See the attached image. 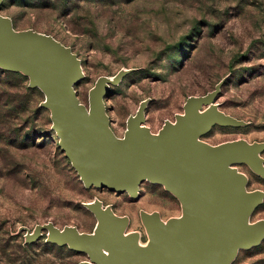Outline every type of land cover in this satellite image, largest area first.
I'll list each match as a JSON object with an SVG mask.
<instances>
[{
  "label": "rangeland",
  "instance_id": "1",
  "mask_svg": "<svg viewBox=\"0 0 264 264\" xmlns=\"http://www.w3.org/2000/svg\"><path fill=\"white\" fill-rule=\"evenodd\" d=\"M0 18L13 35L47 37L75 56L84 78L74 87L87 112L98 85L105 86L109 123L102 130L117 142L128 140L142 108L141 127L159 138L187 116L189 102L211 98L198 116L211 111L226 121L195 142L259 148L260 171L248 162L231 167L245 192L261 197L248 225L264 222V0H0ZM48 100L27 70L0 65V264H94L88 253L59 243L50 227L96 238L97 211L123 221L124 237L151 251L146 219L165 228L182 220L183 199L153 181L135 196L86 187L66 157ZM228 264H264V239L238 248Z\"/></svg>",
  "mask_w": 264,
  "mask_h": 264
},
{
  "label": "water",
  "instance_id": "2",
  "mask_svg": "<svg viewBox=\"0 0 264 264\" xmlns=\"http://www.w3.org/2000/svg\"><path fill=\"white\" fill-rule=\"evenodd\" d=\"M0 65L27 70L33 85L44 89L54 108L63 150L86 187L135 196L139 185L159 182L175 191L186 206V216L167 228L157 218L146 219L153 239L150 254L136 249L133 238L124 237L123 221L101 211H97L101 240L51 226L59 243L88 253L94 264H228L238 248L264 239V222L248 225L261 197L248 195L244 179L231 167L248 162L260 171L255 157L259 148L239 143L211 149L195 142L216 120L226 121L213 112L198 116L197 110L211 104V98L189 102L187 116L175 127L167 126L159 138L141 127L142 108L129 122L128 140L117 142L102 130L107 124L102 103L105 86L98 85L87 112L74 87L84 78L80 64L53 40L30 33L15 36L9 22L0 18Z\"/></svg>",
  "mask_w": 264,
  "mask_h": 264
},
{
  "label": "bare ground",
  "instance_id": "3",
  "mask_svg": "<svg viewBox=\"0 0 264 264\" xmlns=\"http://www.w3.org/2000/svg\"><path fill=\"white\" fill-rule=\"evenodd\" d=\"M73 55V54H72ZM78 61V60H77ZM3 67V66H2ZM82 75L84 76V74H83V72H82ZM209 111V110H208ZM209 112H211V111H209ZM197 114H198V112H197ZM103 116L107 119V116H106V114H105V112L103 111ZM135 120V117L134 118H132L131 120H130V122H132V121H134ZM217 121V120H216ZM109 123V121H108V119H107V124ZM256 159L259 161V162H261L260 160H259V157H258V154H256ZM260 200H261V198H260ZM101 208V207H100ZM104 212V211H103ZM100 224V227H101V222L99 223ZM101 236L98 234V236H96V238L98 239V240H101V238H100ZM150 248V247H149ZM149 248L148 249H146L145 251L144 250H141V249H139V248H137V246H136V249H138V250H141V251H143V252H145V253H147V254H150V250H149ZM104 253L111 259V261H114V258L112 257V255H111V253H110V251H108L105 247H104Z\"/></svg>",
  "mask_w": 264,
  "mask_h": 264
},
{
  "label": "trees",
  "instance_id": "4",
  "mask_svg": "<svg viewBox=\"0 0 264 264\" xmlns=\"http://www.w3.org/2000/svg\"><path fill=\"white\" fill-rule=\"evenodd\" d=\"M29 92H30V93H38V94L42 95L41 92H39V91H37V90H36V91H35V90H34V91L30 90Z\"/></svg>",
  "mask_w": 264,
  "mask_h": 264
}]
</instances>
